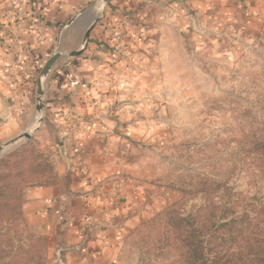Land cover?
<instances>
[{"label":"rangeland","instance_id":"374dc122","mask_svg":"<svg viewBox=\"0 0 264 264\" xmlns=\"http://www.w3.org/2000/svg\"><path fill=\"white\" fill-rule=\"evenodd\" d=\"M195 10L200 15L186 14L180 21L173 16L167 20L165 12L149 7L143 16L135 11L128 19L118 16L123 22L115 18L116 26L91 29L104 34L93 35L94 46L111 56L101 60V69L114 67L124 73L123 85L117 86L121 112L114 116L106 101L109 109L101 115L117 122L112 129L117 152L125 162L136 164L133 173L139 186L133 200L141 220L117 243L113 264H264L228 258L227 247L217 258L218 250H213L205 261L194 260L182 248V236L198 227L176 226V218L197 212L199 225L211 229L213 218H206L210 221L206 223L204 216L212 209L215 221L225 209L241 212L247 206L249 199L242 197L247 192L243 178L249 177L241 154L244 138L248 131L264 129V0H202ZM84 32L69 43H55L59 60L71 62L89 54L92 60L97 58L95 52H87L93 43H87L79 56H68L69 49L80 47ZM38 74L31 78L30 97L36 103L31 125L8 126L7 113L0 111V159L12 155L10 163H19L20 170L31 167L17 179L19 198L4 202L10 213L0 220V264L60 263L54 240L33 231L23 212L28 189L60 182L71 185L75 176L71 147L60 138L57 112H51V118L36 109ZM44 100L45 94L40 103L46 111ZM24 133L30 134L28 140L6 146ZM237 158L239 175L234 184L223 186ZM219 183L222 188L214 190ZM231 189L242 195V203L230 200ZM254 224L264 252V215Z\"/></svg>","mask_w":264,"mask_h":264},{"label":"crops","instance_id":"0c3cea01","mask_svg":"<svg viewBox=\"0 0 264 264\" xmlns=\"http://www.w3.org/2000/svg\"><path fill=\"white\" fill-rule=\"evenodd\" d=\"M201 1L110 0L102 5L100 0H0V111L7 113V125H31L36 112L31 78L54 54L55 43L77 38L95 18L93 28L116 26L112 21H122L118 16L128 19L135 11L143 16L149 7L165 12L167 20H184L186 14L200 15L195 7ZM94 34L104 36L95 29L89 37ZM95 44L87 51L98 55L95 60L91 54L71 62L59 60L44 88L48 108L41 114L46 117V112L50 116L54 111L62 121L60 138L66 148L71 147L69 161L75 176L71 185L60 182L28 189L23 206L33 231L54 240L59 264H113L117 243L141 220L133 200V191L139 189L133 173L136 164L125 162L117 152V136L112 132L117 122L101 115L109 104L114 116L121 112L117 86L123 85L124 73L114 67L102 70L101 60L109 61L111 56ZM104 44L112 46L109 40ZM75 47L69 50L80 48Z\"/></svg>","mask_w":264,"mask_h":264},{"label":"trees","instance_id":"16d2710c","mask_svg":"<svg viewBox=\"0 0 264 264\" xmlns=\"http://www.w3.org/2000/svg\"><path fill=\"white\" fill-rule=\"evenodd\" d=\"M93 43V38H88V44ZM261 133V134H260ZM243 164L246 165L245 173L249 177L243 178V187L247 192L236 194L234 190H229L233 195L230 196V200L235 204L243 202L244 197L249 199V203L245 206L241 212L231 207L228 210L225 209V213L215 219V209H212V213L204 216V222L212 219L211 229L199 225L198 219L201 215L197 212H191L186 215H182L176 218V226L178 228H187L197 226V230H193L192 233L182 236L183 249L192 253L194 260L205 261L213 250H218L214 253L215 257L219 256V251L224 250L225 247L228 250H232L231 253L228 250H224L227 257H238V261L246 260L249 262L259 261L264 263V252L262 250V240L258 238L256 233L255 221L264 215V194H260L262 188H264V129L256 131H248L247 136L244 138V146L242 148ZM13 156L0 159V220L5 217L10 210L5 205L6 200L13 201L20 196L18 177L22 176L24 172L31 170V167H25L20 170L21 165L19 163L11 164L10 160ZM239 159H234L231 171L229 172L223 186L234 184L235 179L238 177V165ZM243 177V176H242ZM47 185L45 187L52 186ZM256 188L257 192L252 194L251 190ZM222 188L221 183L215 186L216 191ZM232 188V187H231ZM200 192V191H199ZM243 197L240 198V197ZM249 197V198H248ZM2 230V229H1ZM195 233V234H194ZM0 235L2 233L0 232ZM15 236V235H14ZM11 241V237L9 236ZM215 258V259H216Z\"/></svg>","mask_w":264,"mask_h":264},{"label":"water","instance_id":"95a60500","mask_svg":"<svg viewBox=\"0 0 264 264\" xmlns=\"http://www.w3.org/2000/svg\"><path fill=\"white\" fill-rule=\"evenodd\" d=\"M101 1V4L102 5H106L110 2V0H100ZM98 18H95L91 24L89 25V27L86 29V31L84 32V35L82 37V40H81V45H80V48L79 50L77 51H73V52H69L68 53V56L70 57H73V56H79L81 54V52L83 51V49L86 47L87 43H88V37H89V34H90V31L93 27V25L95 24V22L97 21ZM61 58V53H54L45 63L44 65L42 66L39 74H38V77H37V80H36V95H37V102L39 103L38 104V107L36 108L38 112L41 111L42 109V106H41V100H42V97L44 96V83L46 82L47 78L49 77L52 69L54 68V66L58 63L59 59ZM38 121L40 122L41 121V118H38ZM21 138H25V139H29L30 138V134L28 133H24L22 135H19L17 136L15 139L11 140L9 143L6 144L9 145V144H12L14 143L15 141H17L18 139H21ZM3 147H0V152L2 151ZM55 264V263H54Z\"/></svg>","mask_w":264,"mask_h":264}]
</instances>
